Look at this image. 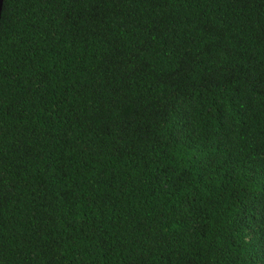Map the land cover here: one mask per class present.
<instances>
[{"label": "trees", "instance_id": "obj_1", "mask_svg": "<svg viewBox=\"0 0 264 264\" xmlns=\"http://www.w3.org/2000/svg\"><path fill=\"white\" fill-rule=\"evenodd\" d=\"M0 264H264V0H4Z\"/></svg>", "mask_w": 264, "mask_h": 264}, {"label": "water", "instance_id": "obj_2", "mask_svg": "<svg viewBox=\"0 0 264 264\" xmlns=\"http://www.w3.org/2000/svg\"><path fill=\"white\" fill-rule=\"evenodd\" d=\"M3 2L4 0H0V20H1V15H2Z\"/></svg>", "mask_w": 264, "mask_h": 264}]
</instances>
